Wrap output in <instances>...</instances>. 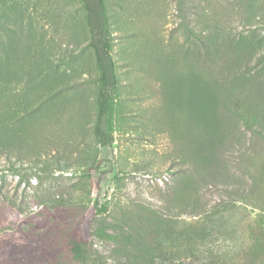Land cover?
I'll return each instance as SVG.
<instances>
[{"label": "rangeland", "instance_id": "1", "mask_svg": "<svg viewBox=\"0 0 264 264\" xmlns=\"http://www.w3.org/2000/svg\"><path fill=\"white\" fill-rule=\"evenodd\" d=\"M0 0V264H264V0Z\"/></svg>", "mask_w": 264, "mask_h": 264}, {"label": "trees", "instance_id": "2", "mask_svg": "<svg viewBox=\"0 0 264 264\" xmlns=\"http://www.w3.org/2000/svg\"><path fill=\"white\" fill-rule=\"evenodd\" d=\"M85 6L88 11L90 45L96 55L101 82L95 133L101 144L109 145L113 141V110L119 88L116 64L109 48L110 23L105 0H85ZM90 246L82 228H75L68 243L73 257L82 264H101L94 257Z\"/></svg>", "mask_w": 264, "mask_h": 264}]
</instances>
